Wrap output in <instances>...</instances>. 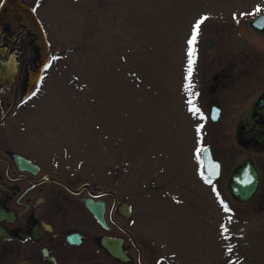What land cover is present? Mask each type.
Returning <instances> with one entry per match:
<instances>
[{
  "label": "rangeland",
  "instance_id": "374dc122",
  "mask_svg": "<svg viewBox=\"0 0 264 264\" xmlns=\"http://www.w3.org/2000/svg\"><path fill=\"white\" fill-rule=\"evenodd\" d=\"M55 4L59 19L50 28L59 58L50 70L55 92L47 104L57 108L60 130L71 132L58 143L80 147L77 154L87 161L118 166L119 189L136 211L185 216L184 228L177 221L171 237L185 246V264H225L221 246L229 242L234 248L226 257L233 264H264V199L241 202L228 187L230 156L239 148L224 135L203 138L196 132L198 120L180 118L175 110L183 54L189 52L196 19L211 18L205 35L214 37L213 54L204 41L203 69L215 59L226 63L245 53L262 59L264 37L250 29L249 19L264 9V0ZM38 121L36 111L30 114L27 131L36 130ZM206 140H220L218 146L230 153L219 181L220 200L198 179L196 156ZM164 189L167 197L161 196Z\"/></svg>",
  "mask_w": 264,
  "mask_h": 264
},
{
  "label": "flooded vegetation",
  "instance_id": "af4514ba",
  "mask_svg": "<svg viewBox=\"0 0 264 264\" xmlns=\"http://www.w3.org/2000/svg\"><path fill=\"white\" fill-rule=\"evenodd\" d=\"M200 17L196 23L208 16ZM58 19L55 0H0V264H185V246L171 238L182 215L136 211L132 197L126 194L130 203L119 189L118 166L87 161L77 154V146L58 143L60 136L71 134L60 130L57 108L47 104L55 92L50 70L59 58L50 25ZM252 19L250 29L264 37V30L252 27ZM208 20L194 45L190 78V58L183 54L175 110L180 118H196V132L203 138L224 135L239 148L230 156L231 196L236 199L230 187L233 176L253 164L259 185L245 203L264 199V53L262 59L249 53L226 63L215 59L203 69ZM213 40H207L212 54ZM35 111L38 128L30 133L26 119ZM219 141L201 142L196 156L198 179L216 199L227 166L224 158L230 155ZM206 146L222 165V176L215 181L204 172ZM168 192L164 189L161 196ZM125 201L130 204L126 211ZM221 247L225 264H233L226 257L232 243Z\"/></svg>",
  "mask_w": 264,
  "mask_h": 264
},
{
  "label": "water",
  "instance_id": "95a60500",
  "mask_svg": "<svg viewBox=\"0 0 264 264\" xmlns=\"http://www.w3.org/2000/svg\"><path fill=\"white\" fill-rule=\"evenodd\" d=\"M264 22V15H261L253 22L254 27L261 29V25ZM264 29V28H262ZM203 161L205 166V172L207 175L214 179L220 178L221 176V164L218 160H215L208 150L205 148L203 153ZM259 185V176L256 168L253 164H248L239 169V171L233 176L230 187L233 191L234 196L241 200H249L256 192ZM123 209L129 210L130 206L125 201L122 204Z\"/></svg>",
  "mask_w": 264,
  "mask_h": 264
},
{
  "label": "snow or ice",
  "instance_id": "6c2138e0",
  "mask_svg": "<svg viewBox=\"0 0 264 264\" xmlns=\"http://www.w3.org/2000/svg\"><path fill=\"white\" fill-rule=\"evenodd\" d=\"M207 19V17H204L202 18L200 21H198L195 25H194V29H193V34H192V37L191 39L189 40V46H190V50L188 52V56L190 58L189 60V65H188V75H189V78L191 77V74H192V68H193V64H194V60L192 59V57L194 56V52H195V48H194V45L196 44L197 42V38H198V35L200 33V29H201V25L204 23V21ZM191 103V101H190ZM191 111H193L194 114H197L198 113V109L196 108H192L190 109ZM201 119H203L204 117L201 116L200 117Z\"/></svg>",
  "mask_w": 264,
  "mask_h": 264
}]
</instances>
